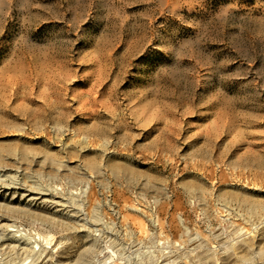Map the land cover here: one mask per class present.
<instances>
[{"label": "rangeland", "instance_id": "obj_1", "mask_svg": "<svg viewBox=\"0 0 264 264\" xmlns=\"http://www.w3.org/2000/svg\"><path fill=\"white\" fill-rule=\"evenodd\" d=\"M0 149V264H264V0H0Z\"/></svg>", "mask_w": 264, "mask_h": 264}, {"label": "bare ground", "instance_id": "obj_2", "mask_svg": "<svg viewBox=\"0 0 264 264\" xmlns=\"http://www.w3.org/2000/svg\"><path fill=\"white\" fill-rule=\"evenodd\" d=\"M2 152H5V153H8V150H3V149H0V155H1V153ZM9 152H11V151H9ZM3 156V155H2ZM3 174V173H2ZM1 187V186H0ZM28 191V190H27ZM29 192V191H28ZM30 193V192H29ZM28 193V194H29ZM39 194V193H38ZM32 197V196H31ZM57 198V197H56ZM62 199V198H61ZM30 200V199H29ZM31 200H33V199H31ZM36 200V199H35ZM59 201V200H58ZM58 201H55L56 203H59ZM51 202H52V200H51ZM54 202V201H53ZM55 205V204H54ZM59 205V204H58ZM73 215V214H72ZM9 220H11V219H9ZM5 221V219L4 218H2L1 216H0V232H1V230L4 228V227H6V226H9L7 223H5L4 222ZM10 224V223H9ZM13 224V223H12ZM13 226V225H12ZM14 229H12L11 230V228L10 229H8V230H6V232L4 233V235L2 236V239H1V242H2V244H3V246H5V247H14V248H20V250L21 249H23V250H25V248H26V250H28V249H31V251H33L34 249L32 248V246L30 247L27 243H24L23 241L25 240L24 239V237L23 236H21V234H15V231H13ZM19 230V229H18ZM17 232V231H16ZM18 233H20V232H18ZM1 234V233H0ZM1 238V237H0ZM0 242V243H1ZM27 242V241H26ZM242 243V242H241ZM246 244V243H245ZM1 245V244H0ZM243 245V244H242ZM247 247V246H246ZM3 248V247H2ZM28 248V249H27ZM10 249V248H9ZM243 256V255H242ZM244 257H245V255H244ZM37 264V263H36ZM234 264V263H233Z\"/></svg>", "mask_w": 264, "mask_h": 264}]
</instances>
